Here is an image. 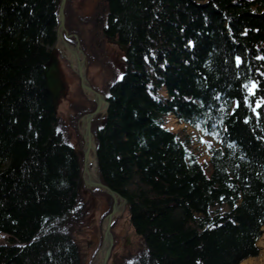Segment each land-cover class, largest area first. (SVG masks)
<instances>
[{
  "label": "trees",
  "instance_id": "16d2710c",
  "mask_svg": "<svg viewBox=\"0 0 264 264\" xmlns=\"http://www.w3.org/2000/svg\"><path fill=\"white\" fill-rule=\"evenodd\" d=\"M69 1L64 40L77 41L87 67L92 57L71 27ZM56 24L54 0H0V264H81L71 238L83 219L81 161L42 76ZM85 24L99 53L111 40L125 48L122 73L100 61L101 90L85 71L107 103L90 128L97 176L125 201L140 243L121 264L256 258L264 226V0H102ZM72 74L82 101L68 107L66 127L77 132L95 104ZM167 117L213 141L205 162L187 136L164 128Z\"/></svg>",
  "mask_w": 264,
  "mask_h": 264
},
{
  "label": "rangeland",
  "instance_id": "374dc122",
  "mask_svg": "<svg viewBox=\"0 0 264 264\" xmlns=\"http://www.w3.org/2000/svg\"><path fill=\"white\" fill-rule=\"evenodd\" d=\"M101 1L102 0L69 1V3L72 5V10L75 13L74 17H71V27L75 31H78L80 33L79 35L81 37V40L87 47V50L92 57V59L89 60V64L87 67L85 60L86 76L90 85L97 90H101L106 79L104 70L103 68H101L100 61L106 60V62L111 63L110 65H112V67L117 72L122 73L123 67L121 58L124 54L118 48V45L112 42H105L103 44L104 54H101L95 48L93 40L92 42L90 41L89 37L91 34V27L88 24H85V21L86 19H88V17H91L95 5ZM56 58L58 61L59 79L62 82L63 90L58 99L55 113L60 124L65 127L66 131H68L70 135L71 145L73 144L76 152H79L82 146V141L80 139V136H78L79 138L76 137V134L79 135L80 124L78 123V121L76 122L75 130H77V132H75L70 128V126L67 130L66 122L68 107L70 106V104H78V102L82 101V98L79 97V92L77 90V80L73 76V72L71 71L69 66H67V62L58 52L56 53ZM165 122V129H168L181 137H188V149L192 154L197 156V161L199 163L205 162L207 160L206 154L208 148L213 145V141L210 138L201 136L197 131L190 129L184 125L178 124L171 117H167ZM203 173L206 177H209L210 168L208 166L203 167ZM77 190H79L81 193L80 202L82 204L81 211L83 213V219L81 224L76 226V228L72 232L71 238L78 248L80 263L90 264L94 254L100 247L103 229L101 222L103 218L109 213L111 202L109 204L106 198L100 195L93 194V190L87 189L82 185H80ZM209 211L212 212L211 209ZM110 235L112 238V246L110 248L109 257L106 261V264H121L124 260L131 258L139 252L140 243L127 221V215L124 208L121 214L114 218L113 223L110 226ZM262 237L263 232L261 238L258 241L259 255L256 258H249L245 261H257L261 256H263L264 246L262 244ZM5 242V235L0 233V244H3Z\"/></svg>",
  "mask_w": 264,
  "mask_h": 264
},
{
  "label": "water",
  "instance_id": "95a60500",
  "mask_svg": "<svg viewBox=\"0 0 264 264\" xmlns=\"http://www.w3.org/2000/svg\"><path fill=\"white\" fill-rule=\"evenodd\" d=\"M65 0H54V5L57 7V24L55 28V36H54V44L52 49L49 52V57L46 63L43 65L42 76H43V84L44 90L50 97V103L53 111L55 112L57 107L58 99L62 93L63 85L61 80L59 79V69H58V61L56 58L57 52H65L68 56L67 64L71 71L77 76L79 88L83 94V96L93 102L95 104V108L92 112L86 113L78 119V123L80 124L79 128V136L82 141V146L79 152H76V157L80 159V176L76 182V188L78 189L80 185L90 190H97L101 193L109 196L111 200L110 211L103 218L102 225V241L99 249L94 254L90 264H106V261L109 257V251L112 246V238L110 235V226L113 223L111 220L119 200L122 201L123 207L125 205V201L119 196L118 193L112 191L105 185H103L97 176V165L95 161V143L94 137L91 133V121L94 118H99L104 115L107 109V103L104 98L94 91L88 84L85 78V57L82 54L79 45L76 41L74 46L69 45L64 40L65 38H69L70 35L66 34L64 28V15H63V7ZM76 40V39H75ZM112 43L115 41L111 40ZM118 48L125 53V48L118 45ZM75 49L79 56L74 53ZM91 154V157L94 161V174L92 177L88 176V155ZM86 178L88 181H86ZM111 222V223H109ZM263 231L261 230V233ZM109 238L110 243L105 244V238Z\"/></svg>",
  "mask_w": 264,
  "mask_h": 264
},
{
  "label": "bare ground",
  "instance_id": "6f19581e",
  "mask_svg": "<svg viewBox=\"0 0 264 264\" xmlns=\"http://www.w3.org/2000/svg\"><path fill=\"white\" fill-rule=\"evenodd\" d=\"M74 50V53L75 54H77L78 55V57H80L79 56V54H78V52L75 50V49H73ZM61 56H62V58L67 62V59H68V56H67V54L65 53V52H58ZM87 164H88V176H90V177H92L93 176V174H94V161H93V159H92V157H91V154H89L88 155V160H87ZM86 181H88V179L86 178ZM123 203H122V201L121 200H119L118 201V203H117V207H116V210H115V212H114V214H113V216H112V218H111V220L110 221H112V220H114V218L115 217H117V216H119L120 214H121V212H122V210H123ZM109 223H111V222H109ZM263 237H262V240H263V246H264V226H263ZM104 243L105 244H109L110 243V240H109V238H105V240H104ZM241 264H264V254H263V256H261L260 257V259L259 260H257V261H244V262H242Z\"/></svg>",
  "mask_w": 264,
  "mask_h": 264
},
{
  "label": "snow or ice",
  "instance_id": "6c2138e0",
  "mask_svg": "<svg viewBox=\"0 0 264 264\" xmlns=\"http://www.w3.org/2000/svg\"><path fill=\"white\" fill-rule=\"evenodd\" d=\"M251 91V90H250ZM245 101L247 102V98H245ZM223 199V198H222Z\"/></svg>",
  "mask_w": 264,
  "mask_h": 264
}]
</instances>
